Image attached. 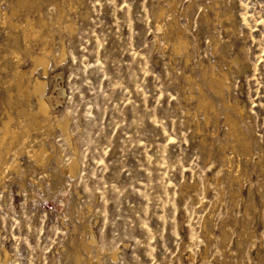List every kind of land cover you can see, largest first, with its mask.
<instances>
[{"label": "rangeland", "instance_id": "374dc122", "mask_svg": "<svg viewBox=\"0 0 264 264\" xmlns=\"http://www.w3.org/2000/svg\"><path fill=\"white\" fill-rule=\"evenodd\" d=\"M0 9V135L10 116L21 131L33 122L40 79L78 148L58 128L32 129L8 157L0 145V264H264V0ZM28 20L41 34L27 52ZM47 41L65 59L20 87ZM74 158L64 174L58 161Z\"/></svg>", "mask_w": 264, "mask_h": 264}, {"label": "bare ground", "instance_id": "6f19581e", "mask_svg": "<svg viewBox=\"0 0 264 264\" xmlns=\"http://www.w3.org/2000/svg\"><path fill=\"white\" fill-rule=\"evenodd\" d=\"M175 6V5H174ZM1 10V9H0ZM163 14V13H162ZM4 14H2L3 16ZM65 14L63 13L62 16L60 17V21H61V24H60V29L65 30L66 32H74L75 31V28H74V24L72 23V21H69V22H63V16ZM28 17V16H27ZM65 18V17H64ZM8 19V18H7ZM66 20V19H64ZM43 21V20H42ZM59 22V21H58ZM7 24V23H5ZM26 25V24H25ZM14 26V25H13ZM25 27V26H24ZM14 28V27H13ZM23 29V28H22ZM23 31V30H22ZM40 31V30H39ZM23 33V41H24V44H25V47H26V51L28 52V50L30 49V44H29V41L32 37H35L36 36H39V33L41 34V32H38V30L36 29V27L34 26V24L32 22H30L28 20L27 22V25H26V28L24 29V31L22 32ZM51 37V36H49ZM50 39V38H49ZM46 41V40H45ZM49 41V40H48ZM48 41L45 42V45H44V48L42 49V52L40 54H33L31 55V62H32V69L30 71H26L24 69H20L17 71V76H18V85L20 83V87L22 86L23 84V80L25 78H31L33 75H34V72L36 69L38 68H42L43 69V72L44 74L47 73L48 71V66H49V62H50V59L52 58L53 60H55L56 63H60L61 61H63L65 59V49L63 47V50H62V53H61V56L60 57H56L55 55V52H54V48L52 46H50L48 44ZM183 41V40H182ZM184 42V41H183ZM23 43V42H22ZM182 43V42H181ZM180 43V44H181ZM185 43V42H184ZM183 43V44H184ZM178 46H181L178 44ZM187 47V46H186ZM182 48V47H181ZM184 48V47H183ZM13 49V48H12ZM25 51V53H26ZM11 54V53H10ZM20 51L18 50H15L13 55L14 57L20 59L22 58L21 55H20ZM28 56V55H27ZM21 60V59H20ZM210 73V72H209ZM211 74V77L212 76V73ZM225 75V74H224ZM217 76V75H216ZM219 76V75H218ZM34 78V77H33ZM212 79V78H210ZM32 80V79H31ZM216 80V79H215ZM218 84H221L220 86L222 85H225V82H222L220 81L218 78ZM213 81V80H212ZM216 83V82H215ZM29 84H33V82L29 81ZM212 85V84H211ZM210 85V88H212ZM17 86V85H16ZM26 86V85H25ZM218 86V85H217ZM227 86V85H226ZM225 87V86H224ZM30 87H27V89H29ZM216 88V87H214ZM221 88V87H220ZM33 89V90H32ZM32 91L37 94L39 97L38 99V109L37 110H33L29 112H26L27 116L32 118L33 119V122L31 124H28V121H27V125H25L24 129L19 130V128H15L13 127L12 123H13V118L10 116L9 117V120L7 122L4 123V126H3V129L1 131V135H0V145L4 147L5 149V152H4V155L6 157L9 156L13 148V145L15 142H17L21 137L24 138V141L25 139L28 138V135H30V132L32 133V129H36V130H41V131H44V132H53L56 128L60 129L65 137V141H67V143L69 144V146L73 147L71 144V135L69 134V132L67 131V124L65 122H61L59 119H57V117L54 116V114L51 112V109H50V106L47 104L46 100H45V97H44V83L40 80V79H36L35 83L32 85ZM212 90V89H211ZM215 90V89H214ZM213 90V92H215ZM221 90V89H219ZM22 91V90H21ZM27 91V90H26ZM33 92H30L31 94ZM221 92V91H220ZM217 93V92H216ZM219 93V92H218ZM217 93V94H218ZM24 94V93H23ZM34 94V96H35ZM221 94V93H219ZM222 95V94H221ZM206 101V100H205ZM208 102V101H206ZM203 104V103H202ZM201 105V103H200ZM206 105V108L211 110V108H213V105L209 102L208 104H205ZM227 106V105H225ZM229 106V105H228ZM235 106V105H233ZM232 106V107H233ZM238 106V105H237ZM203 107V106H202ZM231 107V106H230ZM205 108V107H204ZM228 108V107H227ZM234 108V107H233ZM232 109V108H231ZM240 109V108H239ZM236 110V109H235ZM23 111V110H21ZM206 111V110H205ZM240 111V110H239ZM212 112V110L210 111ZM214 112V111H213ZM208 113V112H207ZM236 113V112H235ZM25 114V115H26ZM210 115V114H208ZM26 116V117H27ZM227 117V116H226ZM229 119V118H228ZM232 122V121H231ZM25 123V122H24ZM234 123V122H233ZM231 123V125L233 124ZM235 124V123H234ZM19 126V125H18ZM237 127V125H235ZM22 127V126H21ZM235 127V128H236ZM35 130V131H36ZM34 131V132H35ZM38 132V131H37ZM235 133V131H234ZM239 133V132H238ZM237 135V134H236ZM235 135V136H236ZM240 135V134H239ZM234 136V135H233ZM45 138V137H44ZM21 140V139H20ZM20 142V141H19ZM3 149V150H4ZM21 149V148H20ZM73 151H74V154L76 155L78 153V148H75L73 147L72 148ZM2 150V149H1ZM21 151V150H20ZM14 152V151H13ZM23 152V151H22ZM17 150L15 152V154L17 155ZM15 154L13 156H15ZM34 158L35 160L37 161L38 164L40 165H44L45 163V154H44V151L41 150V151H35L34 153ZM4 156V157H5ZM17 158V157H16ZM4 159V158H3ZM2 162V161H1ZM5 162V161H4ZM58 164L60 165L59 167H61L60 170H62V172L66 175H70V176H75L77 175V171H78V160L76 158H74V160L69 163L68 165H63V164H60V161H58ZM1 165H6L8 166L9 164L7 162H5L4 164H1ZM12 168H16L18 167V164H17V161L14 159V162L11 164ZM238 175V173H237ZM90 243V242H89ZM87 243V248H89V246L91 247V243L89 244ZM89 244V245H88ZM90 249V248H89ZM117 254L114 253L113 254V257L114 259L116 258Z\"/></svg>", "mask_w": 264, "mask_h": 264}]
</instances>
